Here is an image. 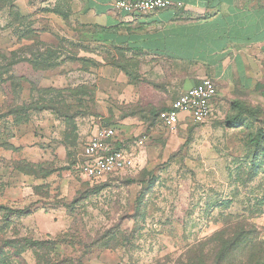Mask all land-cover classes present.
<instances>
[{"label": "rangeland", "instance_id": "obj_1", "mask_svg": "<svg viewBox=\"0 0 264 264\" xmlns=\"http://www.w3.org/2000/svg\"><path fill=\"white\" fill-rule=\"evenodd\" d=\"M66 11L61 0H0V241L51 238L53 257L84 264H212L246 232L253 246L236 251V264L255 263L264 252V137L253 141L264 132V63L249 84L219 90L206 122L170 131L157 119L179 94L170 64L150 74L138 58L78 40ZM31 54L46 67H32ZM13 74L22 78L3 85ZM99 127L146 140L132 150L133 168L90 182L79 165ZM72 224L88 242L114 236L115 248L84 254Z\"/></svg>", "mask_w": 264, "mask_h": 264}, {"label": "crops", "instance_id": "obj_2", "mask_svg": "<svg viewBox=\"0 0 264 264\" xmlns=\"http://www.w3.org/2000/svg\"><path fill=\"white\" fill-rule=\"evenodd\" d=\"M61 1L80 27L71 33L78 40L138 58L150 74L170 64L179 91L173 101L204 78L219 92L249 84L263 68L264 0H172L178 6L136 16L114 10L113 0Z\"/></svg>", "mask_w": 264, "mask_h": 264}, {"label": "built area", "instance_id": "obj_3", "mask_svg": "<svg viewBox=\"0 0 264 264\" xmlns=\"http://www.w3.org/2000/svg\"><path fill=\"white\" fill-rule=\"evenodd\" d=\"M178 3L172 0H113L112 7L117 12L136 16L154 13ZM218 95V88L211 78H204L196 86L181 93L167 110L161 111L158 120L163 127L173 131L183 120L193 124L206 122L212 114V102ZM113 127H99L84 143L83 160L79 165L80 174L90 182H99L104 177L123 172L136 165L132 150L144 145L146 136L131 137L126 141L117 140Z\"/></svg>", "mask_w": 264, "mask_h": 264}, {"label": "trees", "instance_id": "obj_4", "mask_svg": "<svg viewBox=\"0 0 264 264\" xmlns=\"http://www.w3.org/2000/svg\"><path fill=\"white\" fill-rule=\"evenodd\" d=\"M66 10H67L66 13H71L70 10L68 9ZM64 16L66 17V15ZM27 39H31V38L27 37ZM30 56H31V61L35 60V62L31 64L32 67L41 68L43 66L44 63L42 61H39L41 59H37L39 58V56H37L35 59L33 58L32 54ZM44 67H46L45 64H44ZM21 78H22L21 75L13 74V77H10V79L8 80L9 82L7 81L8 78L5 79V83H3V85H7L6 83H11L14 80H19ZM7 92L8 90L5 91L6 97H8V94H9ZM169 106L164 107L158 112L157 119H158L159 113L161 111L167 110ZM22 109L23 108H20V109L13 108L9 112L22 113L23 112ZM236 121H234L233 123H236ZM263 137H264V132L260 131L258 136L254 138L253 141L257 144H260L262 142ZM21 171L22 170H20V172ZM45 177L47 178V176ZM75 202L77 201L73 200L72 205ZM74 219H75V216H74ZM84 230L82 232L81 228H77L75 224H72L69 230V235L71 239H75L78 236L82 237V239L78 240V243L84 249V254H86V252L90 250V248L92 249L97 244L100 246L101 249L115 248L114 243L112 242H117V240L114 236L106 235L105 237L98 238L95 243H92V242H88L89 235L87 234L86 229ZM245 234L246 232L243 233L241 236H239V238L244 237L242 241H235L233 244H232V241L227 242L226 248L218 255V257L215 259V261L212 264H236V258H235L236 251L240 252V254H243V252L246 249H248V247L253 246V244L251 243V240ZM13 236H16V234H13ZM259 240L261 241V244L264 245V239H263L262 234L259 235ZM56 246H57V242L51 238H48V240H37V241L32 240V239H24L22 242L14 241L11 239L8 241L2 240L0 241V264H28L24 256V253H26L27 251H31L33 253L34 264H84L82 261L83 260L82 258L78 259V258H71L68 256L53 257L52 254L54 250L56 249ZM244 262L245 260H242L240 264H244ZM254 262L255 263L253 264H264V252L262 250H259V254L257 255V257H255ZM199 264L201 263L199 262Z\"/></svg>", "mask_w": 264, "mask_h": 264}]
</instances>
